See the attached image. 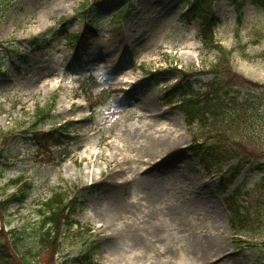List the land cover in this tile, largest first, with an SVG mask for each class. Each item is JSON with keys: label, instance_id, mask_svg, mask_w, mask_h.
I'll list each match as a JSON object with an SVG mask.
<instances>
[{"label": "rangeland", "instance_id": "1", "mask_svg": "<svg viewBox=\"0 0 264 264\" xmlns=\"http://www.w3.org/2000/svg\"><path fill=\"white\" fill-rule=\"evenodd\" d=\"M86 1L0 0V133L14 132L0 150V200L32 184L26 201L0 218V230L33 231L39 206L58 189L80 198L70 212L80 225L64 228L54 264H79L76 258L85 255L94 264H264V226L233 228L226 203L239 191L243 205L264 207V161L245 167L225 189L230 174L221 175L236 162L203 169L192 149L199 126L189 127L176 104L164 103L179 70L203 72L219 55L203 46L200 21L189 22L191 0H139L136 11L118 22L115 15L127 3L108 0L92 13L96 33L85 34ZM213 14L216 40L235 50L234 71L263 85L264 9L251 0H217ZM212 79L196 75L193 87L205 92ZM110 93L91 113L87 99L94 105ZM56 94L53 117L42 128L64 126L70 137L62 148L48 147L51 153L22 128ZM229 97L246 103L240 119V109L227 108L223 119L239 120L230 134L264 150V89L234 88ZM147 135L181 137L151 164L143 149ZM175 155L177 161L169 159ZM112 173L115 186L108 182ZM133 236L141 247L129 246Z\"/></svg>", "mask_w": 264, "mask_h": 264}, {"label": "trees", "instance_id": "2", "mask_svg": "<svg viewBox=\"0 0 264 264\" xmlns=\"http://www.w3.org/2000/svg\"><path fill=\"white\" fill-rule=\"evenodd\" d=\"M105 1L92 0V3L101 7ZM131 1V11H133L136 4L134 0ZM215 1L193 0L190 15L193 19L201 20L202 39L210 50L217 51L219 54L217 61L211 64L209 69L204 68L203 72H181L180 83L168 91L167 97L168 102L179 100V109L185 115L190 127L196 124L199 125L201 132L194 137L193 147L196 148L192 149L197 155H201V163L207 169L231 161L236 162L229 170L230 178L224 180L225 185L229 186L245 167L264 161L262 147L243 139L235 140L234 136L230 134V128L239 120L235 118L228 121L224 120L223 116L229 110L227 108L229 107L231 110L240 109L237 114L238 119H240L245 115V109L241 108L246 107V103L235 102V99H231L229 96L234 88L264 89V84L252 82L236 73L232 63L234 52L215 41L213 30L218 22V19L212 13ZM233 1L237 2L238 0ZM251 1L264 9V0ZM93 4L89 5L92 6ZM86 9L91 12V7L88 6ZM126 9L129 11L128 7ZM88 10L86 13H88ZM121 17H123V14L119 15L117 19L120 20ZM87 23L88 28L92 29L93 26L89 22ZM48 35L47 33L44 36L48 37ZM5 49L8 50L9 47H5ZM199 74L213 76V81L207 86L208 90L204 93L197 92L191 82L192 78ZM52 109L53 105L46 109L38 108L32 117V122L29 124L30 128L27 130L35 137L37 145L45 149L63 145L65 138H67V136L61 135V129L50 131L41 129V125L51 118ZM12 134L11 132L0 133V150L4 148ZM48 151L51 152V149ZM1 154L0 161L2 159ZM259 169L263 170V167L259 166ZM22 187L24 192L20 190L18 193L0 200V215L3 219L8 216L14 204H23L26 201L25 194L30 191L31 185L25 183ZM262 196L264 195L260 197ZM257 199L260 198L257 197ZM257 199L252 203H258ZM226 202L232 214V226L237 230H256V228L264 226V207L261 202L251 208L245 206L243 205L242 194L238 191L230 194L226 198ZM74 205L75 201H69L66 192L53 190L51 198L39 208V222L33 231L30 229L15 233L6 232L2 229L0 231V264H36L42 256L46 258V264H54L55 257L63 246V227L68 225L70 230L73 224L70 220L69 211ZM76 235L80 236L82 234L78 233ZM76 261L79 264H93L91 255L77 257Z\"/></svg>", "mask_w": 264, "mask_h": 264}, {"label": "bare ground", "instance_id": "3", "mask_svg": "<svg viewBox=\"0 0 264 264\" xmlns=\"http://www.w3.org/2000/svg\"><path fill=\"white\" fill-rule=\"evenodd\" d=\"M196 36H197V33H194L193 34V39H195ZM131 79H134V78H132V77H128L127 78L128 81H132ZM163 124L166 125V122H163ZM173 137H175V138H173ZM173 137L171 139L170 138H165V139L157 140V139H153V138H151V137H149L147 135L144 138V140H143L144 153L150 155L149 156V158H150L149 162L151 164L153 163L152 161H154L156 158H158V156L160 157V155H163L164 152L163 153L161 152V154H158L160 152L159 150L165 151L164 149L168 148L170 145L176 144L177 141H178V138L181 137V136H173ZM169 152L170 151H168L166 153H169ZM169 159H175L177 161L178 157L175 155V156H173V157H171ZM121 165H124V164H121ZM121 168H124V167L122 166ZM108 177H109L108 178L109 179L108 182H110V185H114L115 186L117 183L114 181L115 178H113L114 177L113 173L111 175H109ZM148 181L150 183H152V181H154V180L153 179H149ZM104 183H105L104 185H106V182H104ZM151 192H152L151 194L154 195V196L155 195L156 196L159 195V191H157V190H155L153 188H151ZM129 241L131 242V244L129 245L131 248H136V247H141L142 246L141 239L137 238L136 236L135 237L133 236V237L129 238ZM117 242H119V241H115V242H112V243H117ZM126 242H128V241L126 240ZM115 248H116V245H115ZM222 261H225V260H222Z\"/></svg>", "mask_w": 264, "mask_h": 264}]
</instances>
